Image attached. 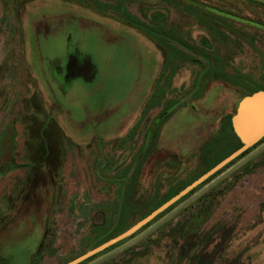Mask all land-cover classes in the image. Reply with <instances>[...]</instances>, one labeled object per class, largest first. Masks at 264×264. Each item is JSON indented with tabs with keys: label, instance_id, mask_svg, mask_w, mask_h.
<instances>
[{
	"label": "rangeland",
	"instance_id": "1",
	"mask_svg": "<svg viewBox=\"0 0 264 264\" xmlns=\"http://www.w3.org/2000/svg\"><path fill=\"white\" fill-rule=\"evenodd\" d=\"M70 39L91 81L53 74ZM255 87L264 3L0 0V264H64L125 231L234 149ZM105 251L79 264H264V141Z\"/></svg>",
	"mask_w": 264,
	"mask_h": 264
},
{
	"label": "water",
	"instance_id": "2",
	"mask_svg": "<svg viewBox=\"0 0 264 264\" xmlns=\"http://www.w3.org/2000/svg\"><path fill=\"white\" fill-rule=\"evenodd\" d=\"M94 68L95 67L90 57H87L83 62H80L75 55H72L70 61L66 65V83L71 84L74 79L79 77L83 78L87 82L91 81ZM231 121L234 132L242 143V145L238 149L230 153L224 159L215 164L212 168L189 183L182 190L166 200L151 213L131 225L125 231L102 242L96 247L88 250L87 252L64 264H79L86 259L106 250L110 246L132 236L159 214L167 210L171 205L187 195L194 188L202 184L227 164L242 155L249 148L256 145L262 138H264V90H258L252 94L244 96L239 102L237 111L235 112V114H233Z\"/></svg>",
	"mask_w": 264,
	"mask_h": 264
},
{
	"label": "trees",
	"instance_id": "3",
	"mask_svg": "<svg viewBox=\"0 0 264 264\" xmlns=\"http://www.w3.org/2000/svg\"><path fill=\"white\" fill-rule=\"evenodd\" d=\"M254 1H258V2H261V3H264V1H262V0H254ZM258 90H264V88H261V87H255V88H249V91H247L248 93H247V95H249V94H252V93H254L255 91H258ZM246 96V95H245ZM231 118H232V116H230L229 117V121H230V123H231ZM230 130L233 132V127H232V123L230 124ZM264 141V138H262L256 145H254L253 147H251V148H249L246 152H244L242 155H240L239 157H237L236 159H239V158H241V157H243L244 155H246L248 152H250L253 148H255V147H257L259 144H261L262 142ZM238 142V143H237ZM236 143H235V147H234V149L231 151V152H229V153H227L225 156H223L219 161H221L222 159H224L226 156H228L230 153H232L233 151H235L236 149H238L241 145H242V143H241V141L238 139V141H237ZM235 159V160H236ZM235 160H233L232 162H230L229 164H227L225 167H228L231 163H233V162H235ZM218 161V162H219ZM217 162V163H218ZM217 163H215V164H217ZM214 164V165H215ZM214 165H212L210 168H212ZM210 168H208L207 170H209ZM222 169H224V167L222 168ZM221 169V170H222ZM207 170H205L203 173H205ZM221 170H219L217 173H215L214 175H212L210 178H208L206 181H204L202 184H200L199 186H197L196 188H194L192 191H190L187 195H185L184 197H182L180 200H178L176 203H174L173 205H171L167 210H165L164 212H162L161 214H159L157 217H160V216H162L163 215V213H165V212H167L169 209H171L173 206H175L176 204H178V203H180L181 201H183V200H185L187 197H189L192 193H194L201 185H203V184H205V183H207V182H209V181H211ZM203 173H201L200 175H198V176H196L195 178H193L189 183H191L192 181H194L195 179H197L199 176H201ZM189 183H187L185 186H187ZM185 186H183L182 188H180L176 193H178L180 190H182ZM175 193V194H176ZM174 194V195H175ZM212 202V201H211ZM161 205V204H160ZM159 205V206H160ZM213 206H214V204H211V205H208L207 206V208L205 209V211L203 212V213H201V214H198V216L194 219V222H192V224H195V225H201V224H203V223H205V221H207V219L211 216V214H212V212H213ZM156 209V208H155ZM153 211V210H152ZM151 211V212H152ZM150 212V213H151ZM148 215V214H147ZM157 217H155V218H157ZM192 224H183V225H181L180 224V231H182L183 232V235H185L189 230V228H191V225ZM196 230V229H195ZM129 239V237L128 238H126V239H124L123 241L125 242L126 240H128ZM123 241L122 242H118V243H116V244H114V245H112V246H110L109 248H107L106 249V251H108V250H110V249H112V248H114V247H116L117 245H119V244H121V243H123ZM105 251V252H106ZM99 255V254H98Z\"/></svg>",
	"mask_w": 264,
	"mask_h": 264
},
{
	"label": "flooded vegetation",
	"instance_id": "4",
	"mask_svg": "<svg viewBox=\"0 0 264 264\" xmlns=\"http://www.w3.org/2000/svg\"><path fill=\"white\" fill-rule=\"evenodd\" d=\"M70 43H71V45H69V46H71L72 49L68 52L66 59L62 60V61H56L54 63V67H53V74L55 75V77L62 82L64 81L65 83H66V80H65L66 65L70 61L71 56L75 55L80 62H83L84 59L88 57L87 55L83 56L80 51H78L76 48H74L75 43H74V41L72 42L71 39H70Z\"/></svg>",
	"mask_w": 264,
	"mask_h": 264
}]
</instances>
